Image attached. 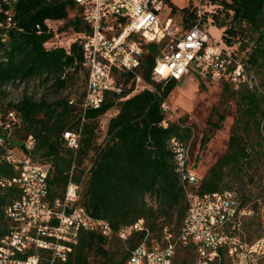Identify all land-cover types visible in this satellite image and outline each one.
<instances>
[{"label":"trees","instance_id":"obj_1","mask_svg":"<svg viewBox=\"0 0 264 264\" xmlns=\"http://www.w3.org/2000/svg\"><path fill=\"white\" fill-rule=\"evenodd\" d=\"M201 1L220 6L211 14L213 25L223 29L222 39L234 49L236 57L264 80V0ZM167 4L170 15L181 13L182 30L199 23L197 8L191 3L178 7L167 0ZM7 9L8 6L0 11V110L4 114L14 110L20 118L8 140L9 146L24 148L28 137L33 136L31 157L50 167L51 202L64 197L74 167L72 178L81 185L80 203L93 216L107 219L113 229L111 237L97 231H81L79 243L69 258L53 264H127L126 244L134 247L144 239V232L134 231L126 243L119 233L141 218L158 239L165 227L178 234L188 202L168 141L173 136L188 141L191 129L179 121L163 125L167 115L162 103L179 81L153 77L159 45L148 44L138 69L153 89L127 97L135 87V74L116 71L123 92L107 93L103 105L89 110L82 121L81 104L88 81L83 46L75 41L68 51L45 45L54 35L47 20L63 22L59 30H70V35L90 34L92 29L83 18L82 8L75 0H16L11 20ZM206 17L207 14L204 20ZM80 74H84V90L78 96L65 93L75 86ZM223 83L225 91L233 88L232 84ZM22 84L21 96L8 98L10 87ZM36 87L43 90L36 91ZM231 97L235 100V121L228 146L200 178L197 191L201 194L235 188L233 184L246 177L253 181L264 165V94L242 85ZM111 109H116V113L103 125L102 117ZM214 111L217 119H208L209 128L202 137L204 144L215 130L222 128L227 117V112L218 108ZM67 130L81 131L77 149L68 146L64 137ZM5 154V148L0 146V173L17 176L18 171L4 158ZM21 193L19 185L0 188V238L10 229L6 207ZM248 200L243 198L241 206L246 207ZM116 240L122 248L114 246ZM180 247L193 249L196 261L194 240L180 244L176 253ZM40 264H51L48 256Z\"/></svg>","mask_w":264,"mask_h":264},{"label":"built area","instance_id":"obj_2","mask_svg":"<svg viewBox=\"0 0 264 264\" xmlns=\"http://www.w3.org/2000/svg\"><path fill=\"white\" fill-rule=\"evenodd\" d=\"M16 0H0V11L6 6L11 20V9ZM83 10L84 20L91 33L70 35L67 43L58 40L55 22L46 23L54 35L45 43L47 47H64L78 41L83 46V65L88 81L81 104L82 121L89 110L100 108L107 93H122L115 72L135 74V87L127 97L143 90L153 89L139 74L148 44L157 43L159 51L152 70L153 77L166 81L182 80L191 69L217 82H228L234 88L242 85L264 94L257 74L238 59L234 49L216 43L199 23L186 30L165 20L161 13L170 8L167 0H75ZM2 23H0L1 25ZM66 33L63 31L61 34ZM20 87H24L22 84ZM126 98V97H124ZM163 111L170 107L166 100ZM171 122L167 116L163 125ZM19 114L0 110V146L4 158L18 171L14 177L0 173V188L19 185L21 196L5 210L10 221L8 233L0 238V264H40L48 256L55 261H66L79 243L81 231H97L111 237L113 229L104 218L93 216L80 203L81 185L73 180V169L63 198L50 201L48 177L50 167L38 163L30 155L35 141L29 136L26 146H9ZM68 146L77 149L81 131L64 132ZM173 150L182 186L186 193L188 211L178 234L168 227L160 239L153 236L144 219L119 233L126 243L134 231L144 232V239L130 247L127 264H173L177 247L190 240L197 243L194 264H264V235L250 240L244 227L246 216L252 209L242 207L235 188L201 194L197 191L200 176L191 164V141L173 136L168 141Z\"/></svg>","mask_w":264,"mask_h":264},{"label":"rangeland","instance_id":"obj_3","mask_svg":"<svg viewBox=\"0 0 264 264\" xmlns=\"http://www.w3.org/2000/svg\"><path fill=\"white\" fill-rule=\"evenodd\" d=\"M191 1V2H190ZM178 7H185L191 3L192 7L197 8L199 16V24L206 29L212 39L224 46L222 39L223 29L213 25L211 17L212 13H216L220 6L201 0H172ZM205 14L207 17L204 20ZM170 15V8H165L161 13L163 20ZM173 22L180 26L182 23V15L180 12H172L170 15ZM63 22L53 24L54 28L59 33L58 40L67 43L71 31L59 30ZM184 25V24H182ZM239 43H237L238 45ZM259 82L264 90V80L258 74ZM35 87V86H34ZM36 91H42L43 87H36ZM84 90V74L78 75L75 86L67 89L65 93L78 96ZM237 88H231L228 91L224 89L223 82L213 81L209 78L202 77L196 69L191 71L178 82L176 88L171 92L166 99L170 112L166 114L171 121H179L184 126L191 129V164L202 177L217 158L225 152L229 142L232 125L235 121V100L231 97V93ZM11 95L8 98L17 99L23 92V87H10ZM218 108L221 112H227V117L223 121L221 129L214 131L210 140L203 143L202 137L209 128L208 119H217L214 111ZM116 113V109H111L105 116L102 117V123L105 125L109 118ZM264 134V120L262 123ZM188 140V141H189ZM233 187L237 190L240 201L247 197L249 198L246 207L252 209V214L245 218V230L251 239H256L264 235V165L257 173L253 181H249L246 177L241 182H235ZM151 202H154L150 200ZM114 246L122 248L120 241H114ZM195 251L193 249H185L180 247L176 253L174 264H194Z\"/></svg>","mask_w":264,"mask_h":264}]
</instances>
